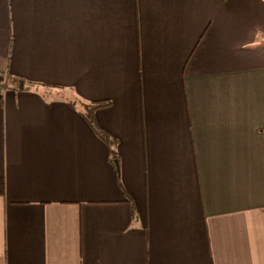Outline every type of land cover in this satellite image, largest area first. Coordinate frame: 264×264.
Listing matches in <instances>:
<instances>
[{"label": "crops", "instance_id": "crops-1", "mask_svg": "<svg viewBox=\"0 0 264 264\" xmlns=\"http://www.w3.org/2000/svg\"><path fill=\"white\" fill-rule=\"evenodd\" d=\"M0 264H264V0H0Z\"/></svg>", "mask_w": 264, "mask_h": 264}, {"label": "trees", "instance_id": "trees-1", "mask_svg": "<svg viewBox=\"0 0 264 264\" xmlns=\"http://www.w3.org/2000/svg\"><path fill=\"white\" fill-rule=\"evenodd\" d=\"M6 86H12V87H17V85H19V82L16 81L15 79H12L11 77H8V81L5 84ZM110 101H99L97 103H93L92 107L89 109H86L83 112L84 117L86 118V120L88 121V123L92 126V128L96 131V133L106 142L110 145V151L113 152V154H116V149H115V139L111 137V135L104 130L103 128H101L95 117H94V110L98 107L101 106H105L107 104H109Z\"/></svg>", "mask_w": 264, "mask_h": 264}, {"label": "water", "instance_id": "water-1", "mask_svg": "<svg viewBox=\"0 0 264 264\" xmlns=\"http://www.w3.org/2000/svg\"><path fill=\"white\" fill-rule=\"evenodd\" d=\"M116 163H117V165H118V160H116Z\"/></svg>", "mask_w": 264, "mask_h": 264}, {"label": "rangeland", "instance_id": "rangeland-1", "mask_svg": "<svg viewBox=\"0 0 264 264\" xmlns=\"http://www.w3.org/2000/svg\"><path fill=\"white\" fill-rule=\"evenodd\" d=\"M20 83H22V82H20Z\"/></svg>", "mask_w": 264, "mask_h": 264}]
</instances>
